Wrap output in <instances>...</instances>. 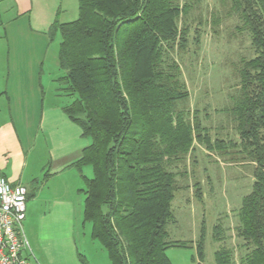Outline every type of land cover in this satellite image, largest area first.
<instances>
[{"label":"trees","instance_id":"1","mask_svg":"<svg viewBox=\"0 0 264 264\" xmlns=\"http://www.w3.org/2000/svg\"><path fill=\"white\" fill-rule=\"evenodd\" d=\"M202 0H78L75 20H55L60 32L59 64L64 75L58 90L76 98L62 108L91 138L72 163L81 172L90 165L84 219L91 236L111 264H172L167 249L186 246L168 240L179 189L180 166L195 143L219 155L255 164L252 191L238 210L237 236L245 242L241 264H264V0H218L219 8L194 18ZM224 15L246 33L254 55L235 64L239 83L223 108L239 143L211 139L197 116L186 113L188 97L179 54L188 48L191 21L199 42L201 25L216 27ZM200 25V26H199ZM240 150L234 151L235 147ZM179 169V170H178ZM200 190L198 191V196ZM218 226L215 233L218 232ZM225 247L217 264H237ZM198 264L204 259L200 235ZM82 264H88L80 254Z\"/></svg>","mask_w":264,"mask_h":264},{"label":"rangeland","instance_id":"2","mask_svg":"<svg viewBox=\"0 0 264 264\" xmlns=\"http://www.w3.org/2000/svg\"><path fill=\"white\" fill-rule=\"evenodd\" d=\"M218 8V0H202L201 7L192 15L198 18L202 14L206 18L210 10ZM27 9L32 12L26 13ZM78 15V0H0V91L5 89L6 81L11 91L18 83H36L40 79L46 104L73 101L76 95L58 90L61 86L58 79L64 75L58 56L61 34L59 31L51 34L50 27L56 19L67 22ZM193 16L189 17L192 23L188 48L179 54L189 94L186 113L197 116L202 126L208 128L212 140L221 137L239 143L234 125L223 108L230 103L229 95L239 83L235 64L242 56L254 55L250 38L235 28L238 21L235 16L224 15L216 31L211 25H199L202 32L196 42L198 19L193 20ZM9 62H12L11 68ZM45 136H38L32 154L33 157L38 154L35 159L44 166L41 173L34 175L40 180L36 178L33 182L44 187L42 192L37 191L35 203L32 208L29 206V215L27 209V218L23 220L25 237L36 236L37 228L41 227L46 232L60 220L65 223L61 232L65 231L87 255L88 264H111L101 244L91 236L92 223L84 219L86 182L82 173L92 177V167L85 165L82 172L74 166L53 171L56 164L48 156L51 143ZM82 137L91 142L90 137ZM237 150L240 146L234 148ZM242 155L237 153V159L232 161L231 155L221 156L217 151L208 150L206 145L195 143L186 163L180 166L184 174L178 176L179 189L172 203L174 219L167 229L169 241H186L187 245L167 249L172 264H198L197 248L202 229V264H217L215 252L223 247L230 249L237 264H241L240 257L247 250L243 239L237 236L238 210L242 198L252 191L255 179V164ZM47 172L50 174L46 177ZM52 215L54 219L50 220ZM217 226L219 231L214 234Z\"/></svg>","mask_w":264,"mask_h":264},{"label":"crops","instance_id":"3","mask_svg":"<svg viewBox=\"0 0 264 264\" xmlns=\"http://www.w3.org/2000/svg\"><path fill=\"white\" fill-rule=\"evenodd\" d=\"M25 11L32 12L30 9ZM11 66L12 62L10 68ZM5 83V89L0 91V174L13 184L25 185L28 188L27 201L34 196L26 204V212L28 209L29 215V206L32 208L31 205L35 203L37 191L42 192L44 187L33 182L36 178L40 180L34 175H37L38 171L41 173L44 168L43 163L35 159L38 154L34 157L32 155L38 144V136L43 134L49 139L51 146L48 149V156L51 161H55L53 171L56 172L73 167L72 163L89 141L82 139L81 127L63 110L62 107L66 103L60 101L45 103L42 80L39 79L36 83L28 81L18 83L11 91L8 88L9 81ZM5 112L7 113L4 114ZM49 174L50 172H47L46 177ZM53 219L52 215L50 220ZM53 225H50L46 232L42 227L37 228L36 236L30 239L26 237L30 246L28 257L32 264H82L80 254L88 259L87 255L76 247L74 240L67 236L65 231L61 232L65 227L64 222L59 220Z\"/></svg>","mask_w":264,"mask_h":264},{"label":"built area","instance_id":"4","mask_svg":"<svg viewBox=\"0 0 264 264\" xmlns=\"http://www.w3.org/2000/svg\"><path fill=\"white\" fill-rule=\"evenodd\" d=\"M28 188L0 174V264H32L24 235Z\"/></svg>","mask_w":264,"mask_h":264}]
</instances>
